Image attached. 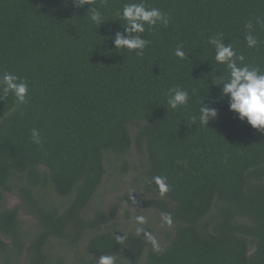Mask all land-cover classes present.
<instances>
[{
    "label": "trees",
    "instance_id": "obj_1",
    "mask_svg": "<svg viewBox=\"0 0 264 264\" xmlns=\"http://www.w3.org/2000/svg\"><path fill=\"white\" fill-rule=\"evenodd\" d=\"M129 2L139 0L106 7L95 0L90 6L108 21L93 26L88 5L75 8L72 0H0V75L29 82L22 106L0 95L1 264L23 252L27 264H65L46 247L54 238L76 247L87 231L93 257L77 264H96L102 254L121 264H264V133L236 119L226 98L213 105L222 85L212 75L225 78L228 69L208 44L223 33L245 63L264 71V26L255 25V48L244 27L264 19V0H144L170 20L146 26L142 57L111 40L123 32L117 12ZM178 46L183 60L174 55ZM177 86L190 99L172 110L166 93ZM199 102L216 107L217 119L194 121ZM32 128L44 137L41 146L30 143ZM132 146L145 158L140 190L149 196L130 191L120 201L171 214L174 232L161 251L143 235L98 232L113 223L118 202L83 216L104 180L105 154L120 158ZM154 176L167 177L165 195L149 183ZM13 190L20 203L4 207ZM43 190L69 197L67 205L44 203ZM20 211L37 221L31 235L21 230Z\"/></svg>",
    "mask_w": 264,
    "mask_h": 264
},
{
    "label": "clouds",
    "instance_id": "obj_2",
    "mask_svg": "<svg viewBox=\"0 0 264 264\" xmlns=\"http://www.w3.org/2000/svg\"><path fill=\"white\" fill-rule=\"evenodd\" d=\"M94 2L95 0H72L75 8L88 5L86 13L88 20L93 26H99L108 20L97 7L90 6ZM106 5L107 0H102V6L106 7ZM117 17L123 32L117 31L111 37L114 49H126L135 52L138 57L143 56L145 49L150 44V41L142 36L146 26L148 28H154L157 25L166 26L170 20L168 14L160 9L146 7L144 0L125 3L122 9L118 10ZM255 25L264 26V19L257 17L255 21L249 20L244 25L247 30L245 41L249 48H255L260 43L258 37L253 34ZM208 44L214 48L215 61L225 65L228 69V75L225 78H220L221 74L218 77L212 75V82L216 78V82L213 83L222 85L220 97L212 102L213 105L226 98L228 110L233 113L236 119L246 122L252 129L264 133V71L257 66L245 63L244 55H238L232 44L224 42L223 33L210 38ZM174 55L183 60L186 53L182 46H178L174 50ZM9 94L14 97L17 106L26 104L29 95V82L12 72H4L0 75V95L7 97ZM189 99V92L179 86L170 88L166 93V103L172 110L186 107ZM218 115L219 112L216 107L208 104L200 106L199 102V115L192 119L195 121L198 118L203 125H206L209 121L217 119ZM30 143L36 146H41L44 143V137L40 130L36 128L30 130ZM149 183L156 185L161 196L169 191L167 177L154 176ZM162 220L171 225V214L163 213ZM146 223L145 216L137 215L135 217V234L137 236L143 235L154 250L161 251L156 238L143 227ZM114 237L118 241L123 239L122 236L114 235ZM96 264H115V258L111 255L102 254L96 258Z\"/></svg>",
    "mask_w": 264,
    "mask_h": 264
},
{
    "label": "rangeland",
    "instance_id": "obj_3",
    "mask_svg": "<svg viewBox=\"0 0 264 264\" xmlns=\"http://www.w3.org/2000/svg\"><path fill=\"white\" fill-rule=\"evenodd\" d=\"M123 162H125V166H123ZM104 165L106 172L102 185L93 196L86 211L83 212V216L90 215L96 209L108 210L118 202V211L113 223L107 226H101L98 232L115 227L124 235L135 233V217L137 215H143L147 219V223L143 227L156 238L159 246L164 244L167 240V234L170 235L174 232V223H171V225L164 223L162 214L155 210L138 209L128 205L125 201H120V198L130 191L135 192L136 196L138 194L144 197L149 196L143 189L140 190L142 184L141 179L146 169L145 158L132 146L131 150L120 158L111 153H106L104 156ZM42 196L44 203H54L57 207H63L69 201V197H58L51 190H43ZM19 203L20 198L16 190L5 193L4 207L11 208ZM19 218L23 233L32 234L36 231L37 221L33 216L20 211ZM89 233L87 231L84 234L76 247L64 244L63 241L54 238L50 241L46 249L54 258L61 257L65 264H77L80 257H93V255H90L86 251ZM6 241L8 242V240ZM150 248L153 249L151 245ZM12 262L13 264H27L25 252L20 253L17 257H13ZM1 263L2 261L0 260ZM115 263L121 264L122 259L119 261L115 259Z\"/></svg>",
    "mask_w": 264,
    "mask_h": 264
}]
</instances>
